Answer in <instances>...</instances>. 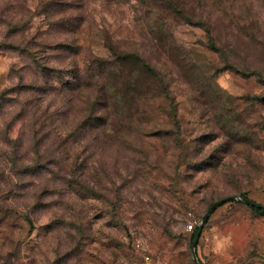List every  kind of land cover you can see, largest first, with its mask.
Instances as JSON below:
<instances>
[{
  "label": "rangeland",
  "instance_id": "obj_1",
  "mask_svg": "<svg viewBox=\"0 0 264 264\" xmlns=\"http://www.w3.org/2000/svg\"><path fill=\"white\" fill-rule=\"evenodd\" d=\"M85 2V23L63 35L78 53L27 56L23 28L0 20V264H194L191 218L240 192L264 205V0H190V20L162 23L164 44L135 0ZM29 28L48 26L35 16ZM108 42L156 74L119 63L99 74ZM110 71L124 96L102 118L88 99ZM59 217L74 222L72 249L61 225L48 235ZM196 255L264 264V214L222 202Z\"/></svg>",
  "mask_w": 264,
  "mask_h": 264
},
{
  "label": "trees",
  "instance_id": "obj_2",
  "mask_svg": "<svg viewBox=\"0 0 264 264\" xmlns=\"http://www.w3.org/2000/svg\"><path fill=\"white\" fill-rule=\"evenodd\" d=\"M2 3L0 6L1 12L3 15L0 20L3 22L4 26L11 29V32L17 30L18 28H23L24 39L22 40L23 48L21 52H23L27 56H37L42 50H46V48L53 46V53L55 55H60L64 52H75L78 53V46H75L72 43H67L66 40H63V35H68L69 31L78 30L83 23L86 21V17L84 12H86V2L85 0H35V6L31 9L28 5L31 0H1ZM115 4L124 3L130 0H111ZM140 9L143 12V15L146 20V23H149L152 27L147 29V33L153 35V37L158 41V43H162V40L168 39V35L165 33L162 23H166L165 21L168 19H187L190 20V13L188 12V3L190 0H135ZM8 11H15L18 13L16 18L14 16H9ZM7 12V13H5ZM35 16H42L44 19V23L47 24L48 29L45 32L36 30L35 32H31L29 28V24ZM164 21V22H163ZM52 31L54 32V40H49V37L52 35ZM109 38V39H108ZM107 41H111V37H107ZM164 44V43H162ZM15 47V46H12ZM108 49L110 50V54L113 55L111 59H106L104 64H97L102 73L104 69V65L106 67H112L119 63L122 67L127 66H135L139 73L144 75H152L156 74V70L151 64L141 56L137 52H118L117 48L111 43L108 42ZM102 67V68H101ZM113 71V68H111ZM106 75L105 80L102 84H99L95 93V99L93 103L91 102V98L88 99L89 105L92 107L96 106V103H101V106H104V110H102V115L99 117H106L110 114L109 105L114 106L115 111L120 110V99L119 96H124L123 93L120 92L117 83L119 81H126V78L120 79V75L117 73L111 72ZM119 72V71H118ZM79 82V81H78ZM77 82V86L79 83ZM91 107V108H92ZM105 111V112H104ZM102 117V118H103ZM101 118V119H102ZM89 127V126H88ZM76 129V128H75ZM78 132H76L77 134ZM80 135L86 134V131L83 130L79 132ZM75 134V135H76ZM70 186L71 192H73L76 197H84L82 191L84 190V183L79 180H67ZM242 197H247L246 192H240ZM250 199V198H249ZM252 200V199H251ZM254 201V200H253ZM256 202V201H255ZM245 204V203H244ZM249 208L257 213L264 214V209L258 208L252 205L246 204ZM29 224H32V220L30 218H26ZM61 225V226H60ZM63 227L64 239L65 243L69 244L71 249L76 247L72 246L73 243H76V233H71L72 228H74V222L66 221L64 217L53 218L46 224V229L48 230V235L52 236V233L58 227ZM199 226H196L191 235L190 242L192 243ZM79 231V227H78ZM202 231V229H201ZM200 231V234H201ZM199 234V237H200ZM198 237V239H199ZM198 242V241H197ZM192 255V254H191ZM194 263V260L192 258ZM200 261V260H199ZM201 262V261H200ZM195 264V263H194ZM201 264H206L201 262Z\"/></svg>",
  "mask_w": 264,
  "mask_h": 264
},
{
  "label": "water",
  "instance_id": "obj_3",
  "mask_svg": "<svg viewBox=\"0 0 264 264\" xmlns=\"http://www.w3.org/2000/svg\"><path fill=\"white\" fill-rule=\"evenodd\" d=\"M233 199H238V200H241L243 203L245 204H248V205H252V206H255V207H258V208H262L264 209V205L263 204H260L258 202H255L249 198H246V197H242L241 195H236V196H227L225 198H222L218 201H216L211 207L208 208V210L205 212V214L203 215V218H202V221H201V224L199 225L198 227V230H197V233L191 243V253H192V258L194 260V263L195 264H201L199 261H198V258H197V255H196V244H197V241H198V237H199V234H200V231L202 229V225L204 224L205 220L207 219L210 211L218 206L219 204H221L222 202L224 201H228V200H233Z\"/></svg>",
  "mask_w": 264,
  "mask_h": 264
},
{
  "label": "built area",
  "instance_id": "obj_4",
  "mask_svg": "<svg viewBox=\"0 0 264 264\" xmlns=\"http://www.w3.org/2000/svg\"><path fill=\"white\" fill-rule=\"evenodd\" d=\"M198 224H199L198 220H196L195 218H191V219L188 221V224L186 225L185 229H186V231H191V230H193Z\"/></svg>",
  "mask_w": 264,
  "mask_h": 264
}]
</instances>
